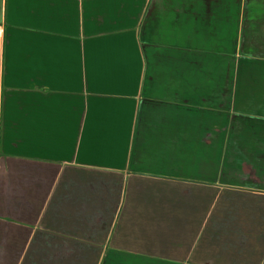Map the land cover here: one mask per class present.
I'll list each match as a JSON object with an SVG mask.
<instances>
[{
	"label": "crops",
	"instance_id": "1",
	"mask_svg": "<svg viewBox=\"0 0 264 264\" xmlns=\"http://www.w3.org/2000/svg\"><path fill=\"white\" fill-rule=\"evenodd\" d=\"M0 264H264V0H0Z\"/></svg>",
	"mask_w": 264,
	"mask_h": 264
}]
</instances>
